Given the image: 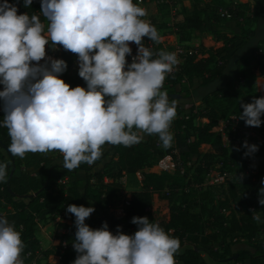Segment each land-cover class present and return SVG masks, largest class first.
<instances>
[{"label":"trees","instance_id":"16d2710c","mask_svg":"<svg viewBox=\"0 0 264 264\" xmlns=\"http://www.w3.org/2000/svg\"><path fill=\"white\" fill-rule=\"evenodd\" d=\"M253 1L264 4V0ZM160 4L164 8L171 6L169 1ZM20 10L30 15L39 14L41 4L32 3L26 8L24 0H20ZM221 10H227L230 16H222ZM251 11L249 2L192 0L191 12L175 24L183 34L200 31L207 21L221 30L229 29L226 26L229 21L236 23L230 33L215 30L214 36L223 42L221 47L210 48L208 56L201 59L189 56L178 71L167 76L166 88L171 94L182 95L181 99L170 97L171 101H177L181 110L171 124L173 141L168 149L158 144L157 135H149L131 147L109 144L107 148L106 144L101 158L94 164L83 163L68 171L63 168V155L58 151L27 153L24 158L13 156L8 151L11 143L8 130L0 126V164L7 165V179L0 182V216L6 217L21 232L25 243L24 264H32L35 259L38 262L39 255L45 253L37 236L39 220L49 221L63 215L71 217L72 223L59 235L55 254L61 256V264H73L78 256L73 247L77 229L75 216L67 212L70 204L94 207L95 211L85 223L98 229L107 222L114 234L117 226L126 234H134L138 225L131 222L132 218L147 216L150 222L158 223L180 240L176 264H210L208 259L222 264H264V242L257 239L261 226L252 218L255 200L261 198L259 192L264 188V142L254 143L259 149L254 154L263 162L255 175L244 180L234 179L226 186H202L205 175L220 161L224 162L223 169H231L232 164L237 165L238 160L244 159L242 150L239 153L231 151L224 145L221 135L212 129L223 118L239 116L243 112L241 102L251 103L254 97H261L255 82L257 72L264 78V54H258L264 38L251 39V28L256 20ZM149 42L145 37V46ZM47 46L49 56L67 62L62 78L72 87H87L79 76L77 55L62 46L54 50L51 42ZM130 46L138 50L135 43ZM152 50L156 52L155 43ZM232 61L235 68L231 71ZM182 82L187 83V88L176 90L175 86ZM201 88V95L194 96V91ZM0 90H3L2 84ZM3 118L0 117V122ZM261 120L264 121V116ZM175 149L179 151L183 174L180 168L174 172L149 171ZM192 155L196 156L194 163ZM141 170H144L142 179H137L140 189L131 193L128 206V210L137 215L116 216L113 209L124 186L123 178H136ZM66 177L68 180L61 182ZM187 178L186 190L180 180ZM217 187L222 188L223 198L219 200L212 190ZM155 193H162V198L169 201L168 215L158 216L150 209ZM240 241L247 243L249 248L235 251L233 246Z\"/></svg>","mask_w":264,"mask_h":264},{"label":"clouds","instance_id":"9594fccd","mask_svg":"<svg viewBox=\"0 0 264 264\" xmlns=\"http://www.w3.org/2000/svg\"><path fill=\"white\" fill-rule=\"evenodd\" d=\"M32 3L24 0L26 8ZM146 16L147 10L134 0H41L40 13L31 15L19 13L9 0L0 3V99L5 113L0 126L8 130L13 156L58 151L63 168L72 171L94 164L106 144L141 143V133L158 135L164 149L172 146L177 101L170 103L162 88L179 59L174 52L145 46V37L162 42ZM49 42L54 50L62 46L77 55L79 76L87 87H72L62 78L67 62L47 55ZM131 43L138 54L129 64ZM240 107L243 112L234 119L251 127L264 123V96ZM243 147L246 157L259 150L247 141ZM6 179L7 165L0 164V182ZM259 195L264 205V188ZM94 211L84 205L67 207L76 218L73 247L78 256L73 264H176L181 242L158 223L135 216L134 234L124 233L121 226L114 234L107 222L98 229L85 223ZM252 218L261 222L254 209ZM24 248L21 232L0 216V264H24Z\"/></svg>","mask_w":264,"mask_h":264},{"label":"rangeland","instance_id":"374dc122","mask_svg":"<svg viewBox=\"0 0 264 264\" xmlns=\"http://www.w3.org/2000/svg\"><path fill=\"white\" fill-rule=\"evenodd\" d=\"M165 1H169L171 5L173 4L175 9L172 8V6H169L168 8L162 7L160 3L163 2H161L160 0H143L141 3H139L138 1L139 5L147 10V16L144 17V19L150 22L152 25H154L161 36L162 42L159 44L155 43L156 52H159L160 50H164L167 52H174L177 45L185 44L188 48H192L196 50L199 54L202 55L201 58H203L205 56H208V50L210 48L216 49L223 45V42L217 40L216 37L214 36L215 30H219L220 28H217L209 21H207L204 24V26L200 31L181 34L180 31L177 30L175 24L183 20V18L191 12L192 0H181L178 2L177 0H165ZM235 1L236 2L247 1L252 6L251 15L256 20L251 28V39L261 40V38H264V30L261 28L260 30H258L259 26L262 27L260 23L264 21V4H256V2L253 0H235ZM2 2L3 0H0V3ZM9 2L16 4L18 6V12L22 13L20 10V0H9ZM235 24L236 23L234 21H229L226 24V26H228L229 29L222 28V30L220 29L221 33H230V29H232L235 26ZM181 36H184L188 39H183ZM48 50L49 48L48 46H46L47 55H48ZM260 53L264 54V44H262L258 50V54ZM42 62L43 60L41 61V63ZM229 66L231 68L230 70L232 71L235 68V62L232 61L229 64ZM255 86L258 92L261 93V97L264 96V92H263L264 78L261 76L260 73H256ZM175 87L176 90H179L181 87L187 88V83L182 82L181 84H178ZM162 90H166L168 92L169 102L171 103L170 100V94L172 93L171 90L166 88V84H163ZM201 90L202 88L199 90H195L193 95L194 96H197L199 94L201 95ZM1 100L2 99H0V117L5 115L3 111V106L1 105ZM179 108L180 107L177 106V113H179L181 110V108L180 109ZM198 122L199 121H197V123ZM141 135L143 136V139L149 136L148 134L145 133H141ZM106 146L107 148H109V144H107ZM191 162L193 163L196 162L195 155L191 156ZM262 164L263 162L260 161V167ZM242 167H243V159H240L237 161V165H235L233 170L240 171ZM142 173H144V170L138 172L136 178L133 176L132 177L126 176L123 178L124 186L122 191L119 193L116 201L117 202L116 207H120V208L117 209L114 208V213L117 216L123 217L126 214L131 213V211H129L127 207L121 206L118 203H121L126 197H130L132 192L140 189L137 179L138 180L142 179ZM191 173L192 172H190V174ZM187 182H188V178L180 180V183L182 184L181 186L184 187L186 190L188 188L186 185ZM179 190L181 191V189ZM212 190L214 191L217 200L223 198L221 195L222 188L217 187V188H213ZM150 209L156 212L158 216H164L169 214L170 204L167 199L162 198V193H156L154 194L153 204ZM255 210L256 213L259 214L261 217V222H258V224L261 226V230L257 236V239L264 242V205H261L259 203L258 198L255 200ZM194 211L197 212L198 209H195ZM63 216H58L56 219H52L49 221H47L44 218H41L39 220L37 236L41 241L42 248L45 253L39 259L37 264H60L58 263L59 259L58 257H56L55 254V249L59 245V235L67 231L72 223L71 217L68 216L63 217ZM233 248L235 251H238L242 248H249V246L244 241H240V242H235ZM204 256L206 259H208L207 251H205ZM208 261L210 264H222L221 262H214L209 259Z\"/></svg>","mask_w":264,"mask_h":264},{"label":"built area","instance_id":"2783aa9c","mask_svg":"<svg viewBox=\"0 0 264 264\" xmlns=\"http://www.w3.org/2000/svg\"><path fill=\"white\" fill-rule=\"evenodd\" d=\"M139 3H141L143 0H138ZM161 2H168L165 0H160ZM34 4H41V0H33ZM172 8H174L173 5H171ZM175 9V8H174ZM222 16H230L228 14L227 10H221L220 11ZM147 47H150L151 49L154 48V43L149 42ZM131 55L127 56V60L131 63L133 60V57L138 54V50H135L133 47ZM174 53L177 54V57L179 59V64L174 67L172 73L178 71L186 58L189 56H196L197 59H201L202 55L199 54L196 50L192 48H188L185 44L177 45ZM155 58V57H154ZM170 73V74H172ZM169 75V74H168ZM178 114V113H177ZM233 117H239L238 115H230L227 118H223L219 121V123L213 127L212 131L216 132L221 135L222 141L226 147H228L231 151H234L236 153L243 151V167L240 171L233 170L235 165L232 164V168H222L224 165L223 161H220L217 163L216 168L211 169L206 175L204 183H202V186H208V185H228L232 180H241L240 176L242 175V180H244L247 176L255 175L260 167V159L257 155L252 154L250 156H245L244 153L247 151L243 147L245 141L248 142L249 145L254 144L256 142H264V123H262L259 127H251L246 126L245 121L234 119ZM170 132L172 133V129L170 127ZM159 139V137H158ZM227 140V141H226ZM226 141V142H225ZM158 144H160V140L158 141ZM239 148V150H236ZM191 164V163H190ZM178 168L181 169L182 174L184 173V168L182 166V162L179 157V151L175 149L173 153H169L165 155L162 159H160L156 164H154L151 168H149V171L151 172H174ZM155 169V170H153ZM256 171V173H255ZM68 178L66 177L64 180H61V182L67 181ZM156 194V193H155ZM117 204V202H116ZM121 206H125L128 208V206L131 204L130 197H126L121 203H118ZM114 208H120L115 207ZM114 211V209H113ZM117 216V215H116ZM119 217V216H118ZM42 256L39 255L38 258H41ZM61 259V256H60ZM32 264H37V259H35Z\"/></svg>","mask_w":264,"mask_h":264},{"label":"crops","instance_id":"0c3cea01","mask_svg":"<svg viewBox=\"0 0 264 264\" xmlns=\"http://www.w3.org/2000/svg\"><path fill=\"white\" fill-rule=\"evenodd\" d=\"M246 2H247V1H246ZM227 23H228V22H227ZM227 23H226V24H227ZM260 24H261L262 27L259 26L258 30H260V28L264 30V21L261 22ZM235 25H236V24H235ZM234 27H235V26H234ZM234 27H233V28H234ZM205 57H206V56H205ZM128 63H130V62L128 61ZM257 73H260V72H257ZM260 74H261V73H260ZM263 92H264V90H263ZM147 137H148V136H147ZM147 137H145L143 140L147 139ZM129 215H137V213H136V212H131ZM56 257H58V259H59V260H58V263L61 264V262H60V261H61V259H60V255H56Z\"/></svg>","mask_w":264,"mask_h":264},{"label":"water","instance_id":"95a60500","mask_svg":"<svg viewBox=\"0 0 264 264\" xmlns=\"http://www.w3.org/2000/svg\"><path fill=\"white\" fill-rule=\"evenodd\" d=\"M170 97L171 98H175V99H181L182 98V95L181 94H170Z\"/></svg>","mask_w":264,"mask_h":264}]
</instances>
